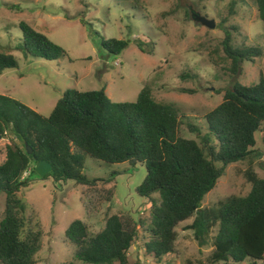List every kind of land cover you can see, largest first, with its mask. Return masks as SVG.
<instances>
[{
    "label": "trees",
    "instance_id": "trees-1",
    "mask_svg": "<svg viewBox=\"0 0 264 264\" xmlns=\"http://www.w3.org/2000/svg\"><path fill=\"white\" fill-rule=\"evenodd\" d=\"M253 2L264 28V0ZM17 25L20 37L16 48L23 55L45 59L65 55L61 46L23 20ZM133 42L140 51L152 52V45L145 50L147 42L138 36ZM99 43L111 55L127 45L125 39L115 37L101 38ZM221 48L229 59L232 77L221 100L203 113L206 131L200 133L194 124H187L198 141L180 134L173 104L155 100L147 84L131 101H111L102 87H66L45 116L0 93V137L7 140L0 161V190L4 192L0 263L32 264L41 246L38 215H25L21 196L16 195L28 182V175L35 173L34 160L50 163L51 169L42 176L50 175L53 180L72 179L88 186L97 180L111 181V177L88 178L82 172L85 155L108 163L143 164L144 177L134 190L148 199L149 209L146 216L135 219L125 213H111L92 233L83 220L71 219L63 237L72 244L73 257L79 262L69 259L59 264H156L162 255L174 250L175 225L189 217L184 228L191 230L196 243L211 241L207 264L264 261V176L248 167L242 172L250 183L245 193H231L201 206L203 195L214 186L226 164L251 157L254 133L264 125L262 73L247 85L235 78L243 60L262 55L264 37L261 44L234 46L224 29ZM16 66L15 56L0 50V71ZM179 75L195 76L188 71ZM26 167L28 173L20 177ZM88 191L91 189L79 192L84 197ZM111 195L112 187L102 197L109 200ZM138 234L144 239L143 250L151 263L129 261L127 257L126 251ZM181 264L205 263L187 260Z\"/></svg>",
    "mask_w": 264,
    "mask_h": 264
},
{
    "label": "rangeland",
    "instance_id": "rangeland-1",
    "mask_svg": "<svg viewBox=\"0 0 264 264\" xmlns=\"http://www.w3.org/2000/svg\"><path fill=\"white\" fill-rule=\"evenodd\" d=\"M192 13L212 18L214 25L206 27L196 22ZM20 20L61 46L65 55L55 59L23 55L16 48ZM224 29L234 46L261 44L264 28L253 0H0V50L12 53L17 60L16 67L0 71V93L45 116L66 87H102L111 101H131L147 84L155 100L173 104L180 134L198 141L187 124H194L200 133L206 131L203 113L221 100L232 77L229 59L221 48ZM137 36L147 42L145 50L152 45V52H142L135 46ZM108 37L123 38L127 45L117 55L108 54L99 43ZM181 71L195 76L180 77ZM260 72L264 77V51L251 61L243 60L235 78L247 85L256 82ZM263 131L264 125L254 133L250 158L224 166L214 186L203 195L201 206L231 193H245L250 183L242 172L248 167L264 176ZM6 142L5 136L0 137V161ZM82 172L88 178L111 177V181L97 180L88 186L72 179L53 180L50 175L31 173L17 191L24 204L23 213L37 214L41 223V246L32 264L78 261L73 257L72 244L63 237L65 226L73 218L83 220L92 233L111 213L129 214L134 219L147 215L148 199L134 190L144 177L143 164L108 163L85 155ZM111 187L110 199H103ZM85 188L91 191L82 197L79 191ZM3 205L4 192L0 190V217ZM190 218L175 225L174 250L162 255L156 264H181L187 260L207 264L211 241L196 243L191 230L184 228ZM143 241L138 234L128 247L129 261H153L145 254Z\"/></svg>",
    "mask_w": 264,
    "mask_h": 264
},
{
    "label": "water",
    "instance_id": "water-1",
    "mask_svg": "<svg viewBox=\"0 0 264 264\" xmlns=\"http://www.w3.org/2000/svg\"><path fill=\"white\" fill-rule=\"evenodd\" d=\"M192 19L206 27H212L214 25L212 18H207L206 16L200 15L198 13H192ZM26 152L27 153L30 152L29 146H26ZM50 169H51V165L46 160H43V159L34 160L33 171L38 176H42L44 173L48 172Z\"/></svg>",
    "mask_w": 264,
    "mask_h": 264
},
{
    "label": "built area",
    "instance_id": "built-area-1",
    "mask_svg": "<svg viewBox=\"0 0 264 264\" xmlns=\"http://www.w3.org/2000/svg\"><path fill=\"white\" fill-rule=\"evenodd\" d=\"M28 171H29V168H28V167L24 168V169L22 170V172H21L20 177L25 176V175L28 173Z\"/></svg>",
    "mask_w": 264,
    "mask_h": 264
}]
</instances>
